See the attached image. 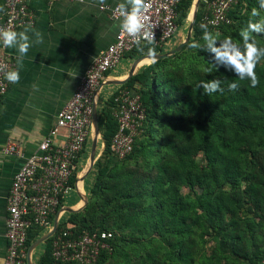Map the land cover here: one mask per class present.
<instances>
[{
	"label": "trees",
	"instance_id": "1",
	"mask_svg": "<svg viewBox=\"0 0 264 264\" xmlns=\"http://www.w3.org/2000/svg\"><path fill=\"white\" fill-rule=\"evenodd\" d=\"M193 1H181L178 24L188 23L187 8ZM0 6L4 8L1 17L5 0H0ZM241 6L244 14L236 11ZM254 7L259 9L258 0H244L230 12V24L208 28L212 31L234 27L239 36L252 19L249 15ZM200 17L201 10L194 23L192 39L185 48L203 35ZM145 47L148 52L153 46L141 48ZM155 51L166 54L169 50L155 48ZM176 56L155 60L122 86L137 91L146 109L142 131L135 140L133 152L125 159L116 160L110 150L118 131L111 112V98L98 113L104 151L92 168L93 181L89 183L88 178L84 185L88 204L83 211L65 213L59 225L62 229L72 223L78 230L117 234L114 251L102 253L97 264H106L121 240L120 234L110 229L112 222L119 229L131 228L167 237H189L194 231L193 224H203L222 236L223 252H230L239 259H253L249 257L247 246L241 244L246 232L240 231L237 220L245 203L249 204L255 219L264 215V66H257L260 82L252 87L250 81H240L223 67L217 70L207 53L203 60L207 68L196 69L189 80L179 65L171 66ZM211 79L224 82L222 93L208 95L199 87L201 81ZM232 82L239 84L235 91L228 88ZM88 144L89 141L83 157ZM200 152L206 160L201 166L196 161ZM79 171L80 166L71 180L73 185ZM223 183L229 184L230 190L225 189ZM185 187L201 192L193 198L183 197L181 191ZM64 204L62 200L51 217L52 222ZM246 224L252 225L251 219ZM46 232L32 227L27 248ZM51 241L52 238L41 244L46 247L41 264H54ZM263 254L264 248L253 253L254 264H262ZM180 255H186L183 247Z\"/></svg>",
	"mask_w": 264,
	"mask_h": 264
},
{
	"label": "built area",
	"instance_id": "2",
	"mask_svg": "<svg viewBox=\"0 0 264 264\" xmlns=\"http://www.w3.org/2000/svg\"><path fill=\"white\" fill-rule=\"evenodd\" d=\"M57 1V0H53ZM85 2V0H79ZM182 0H151L147 12L148 22L155 25V42L150 45L164 49L165 45L179 31L178 8ZM244 0H201L200 24L217 28L230 24V12ZM117 5L103 4L100 10L109 11L113 20H119L115 13ZM215 21V24L212 22ZM36 24V15L28 0H5V12L0 17V27L14 30L24 25ZM140 46L134 38L121 33L120 29L103 53L87 69L77 85L71 99L58 113L48 135L40 142L36 152L26 157L25 163L15 174L7 199V253L4 264H26L28 233L32 227L51 230V217L56 213L62 200L77 191V180L71 182L80 166L83 151L93 131V111L98 106V91L107 74L128 54ZM6 66V67H4ZM16 67L15 54L0 42V100L7 94L11 84L5 72ZM111 112L118 123L110 150L116 160H123L134 149L136 138L142 131L146 109L140 94L129 88H120L110 95ZM61 130L65 133L61 134ZM9 156H23L19 145L8 144L4 150ZM113 231L78 230L68 223L54 234L51 252L54 264H97L102 253L114 251ZM264 264V254L261 260Z\"/></svg>",
	"mask_w": 264,
	"mask_h": 264
},
{
	"label": "crops",
	"instance_id": "3",
	"mask_svg": "<svg viewBox=\"0 0 264 264\" xmlns=\"http://www.w3.org/2000/svg\"><path fill=\"white\" fill-rule=\"evenodd\" d=\"M28 2L36 15L34 28L43 33L44 43L29 50L20 82L11 84L0 100V264H4L7 253V199L15 174L25 163L26 157L37 151L90 64L114 42L119 31V20H113L109 11L100 10L98 0ZM120 2L122 0H104V4L111 6ZM202 8L203 4L198 12ZM21 30L23 28L17 31ZM142 49L126 55L107 74L98 91V104L103 94L101 109L106 106L111 94L153 62L146 47ZM11 50L17 58L16 50ZM119 81H124V84L117 83ZM64 133L61 130V134ZM11 143L19 145L25 155H6L4 150ZM101 150L104 151L103 141ZM45 249L44 245H40L33 252L34 264H41L40 258Z\"/></svg>",
	"mask_w": 264,
	"mask_h": 264
},
{
	"label": "rangeland",
	"instance_id": "4",
	"mask_svg": "<svg viewBox=\"0 0 264 264\" xmlns=\"http://www.w3.org/2000/svg\"><path fill=\"white\" fill-rule=\"evenodd\" d=\"M196 0L191 2L188 9V16L186 24H179V32L176 36L173 37L168 44L165 45L164 49L172 51L178 48L183 42L187 40V36L190 32V15L192 14V10L194 9ZM245 7V6H244ZM186 9V10H187ZM236 11L243 12V6L237 8ZM261 15H264V10H260ZM1 13V12H0ZM245 14H248L246 12ZM252 19H259V17L253 18L251 16V12L249 15ZM237 21L235 25H237ZM194 28V26H193ZM236 28H223L212 30L213 33H219V39H224L226 37L231 36L235 42H240L241 37L238 36V32L235 30ZM181 36V37H180ZM193 36V29L191 31V37ZM189 40V41H190ZM256 40L261 46H264V35L256 36ZM189 41L175 54L177 56L172 59L174 61L173 65H179L185 72L186 76L189 80L192 79V73L196 69L205 70L206 64L203 62L205 55L207 52L201 51L199 49H193L190 46H185L189 43ZM194 42H199L201 45L204 44L202 37L195 39ZM185 48V49H184ZM168 51V52H169ZM173 54V55H175ZM176 61V62H175ZM259 66H264V60H262ZM101 99L98 104V111H101V102L103 98V94L100 95ZM103 104V103H102ZM102 143V136L98 140L97 152L96 154L97 160L103 155L102 150L100 151V145ZM92 145V137L89 140V144L86 149V154L80 161V171L78 173V178L82 175L83 169L85 168L91 151ZM96 160V161H97ZM197 163L201 166L205 164L206 160L202 152L198 154L196 157ZM96 163V162H95ZM92 170L87 175L86 180L89 183L93 181V177H90ZM224 188L230 190L231 186L227 183H223ZM244 187V184L242 185ZM201 192V191H199ZM198 191H194L189 187H185L181 191V195L183 197H195ZM81 197L77 191L71 193L65 200L64 206H71L78 202L77 206L82 205ZM94 202V201H92ZM87 206V205H86ZM249 204L245 203L243 208L240 210V217L237 220L239 226L241 227V232L244 230L246 232V238L244 242L241 244H245L250 252V256L253 259V253H256L260 248H264V215L253 217L254 213L249 211ZM85 207L81 210L83 211ZM252 225L246 224L247 220H250ZM193 233L190 234L189 237H167L160 236V234H150L148 235L145 231H134L131 228L128 229H119L114 226V222H112L110 229L115 230L118 234H120L121 240L118 243L116 251L110 256L106 264H225L226 262H231L234 264H254L256 258L253 260L247 259H239L233 254L226 253L222 251L220 246V241L222 236L209 229L207 226L203 224H193ZM252 226V228H249ZM243 231V232H244ZM178 244V246L176 245ZM184 248L186 251V255L183 257L180 255V250ZM42 248V247H41ZM40 250V249H38Z\"/></svg>",
	"mask_w": 264,
	"mask_h": 264
},
{
	"label": "clouds",
	"instance_id": "5",
	"mask_svg": "<svg viewBox=\"0 0 264 264\" xmlns=\"http://www.w3.org/2000/svg\"><path fill=\"white\" fill-rule=\"evenodd\" d=\"M103 6L104 0H98ZM259 9L253 8L251 16L259 19H249L246 27L241 29L239 35L242 42H235L231 36L219 39V33L209 30L208 24L200 25L204 44L193 42L189 46L207 52L212 57V63L217 70L221 67L234 73L240 81L248 80L252 87L259 85L257 66L264 60V46L256 40V36L264 35V15L260 10H264V0H258ZM151 0H122L118 3L115 13L119 16L118 27L121 33H127L134 38L135 43L140 46L142 42L152 45L155 42V25L148 22L147 12L151 9ZM4 8L0 6V12ZM215 24V21L212 22ZM0 42L5 48L15 49L18 53L16 67L5 72V78L10 84H18L21 80V72L24 68V59L29 50L37 44L44 43V35L36 30L31 23L24 25L23 30L17 31L12 27H0ZM141 50H143L141 48ZM148 55L153 62L157 56L154 47L148 48ZM6 67V66H4ZM220 79L201 81V87L205 94L211 95L223 92ZM239 87L238 82L228 84L230 91H235Z\"/></svg>",
	"mask_w": 264,
	"mask_h": 264
},
{
	"label": "water",
	"instance_id": "6",
	"mask_svg": "<svg viewBox=\"0 0 264 264\" xmlns=\"http://www.w3.org/2000/svg\"><path fill=\"white\" fill-rule=\"evenodd\" d=\"M200 2L201 0H196L195 2V6L193 9V16L191 18V22H190V32L187 36V40L185 42H183L178 48H176L175 50H172L166 54H157L155 60L157 59H161V58H166L169 56H172L173 54H175L178 50H180L189 40L191 37V31L193 29L196 17H197V12L200 6ZM117 83H121L124 84V81H119ZM101 132H100V126H99V120H98V110H97V106L94 107V111H93V131H92V145H91V151H90V156H89V160L85 166V168L83 169L82 175L77 179V192L81 197V201H82V205L81 206H64L62 207L58 213L56 214L54 221H53V226L51 228V230H49L48 232H46L44 235H42L40 238H38L34 243L31 244V246L28 248V252H27V264H34L33 263V252L44 242H46L48 239L52 238L54 236V234L58 231L59 229V225H60V219L61 217L65 214V213H75V212H79L81 211L84 207H86V205L88 204V198L87 195L85 193V189H84V181L87 177V175L89 174V172L92 170L97 157H96V152H97V146H98V140L100 138Z\"/></svg>",
	"mask_w": 264,
	"mask_h": 264
},
{
	"label": "bare ground",
	"instance_id": "7",
	"mask_svg": "<svg viewBox=\"0 0 264 264\" xmlns=\"http://www.w3.org/2000/svg\"><path fill=\"white\" fill-rule=\"evenodd\" d=\"M190 17H192V15H190Z\"/></svg>",
	"mask_w": 264,
	"mask_h": 264
}]
</instances>
